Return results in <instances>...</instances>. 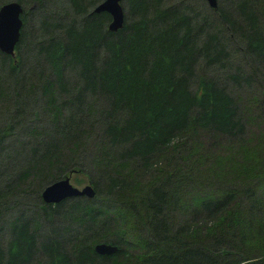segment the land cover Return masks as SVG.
Masks as SVG:
<instances>
[{
	"label": "trees",
	"instance_id": "16d2710c",
	"mask_svg": "<svg viewBox=\"0 0 264 264\" xmlns=\"http://www.w3.org/2000/svg\"><path fill=\"white\" fill-rule=\"evenodd\" d=\"M10 1L19 52L45 0ZM102 1L44 17L35 60L0 53V264H264V0H121L115 32ZM80 174L93 198L42 201Z\"/></svg>",
	"mask_w": 264,
	"mask_h": 264
},
{
	"label": "water",
	"instance_id": "95a60500",
	"mask_svg": "<svg viewBox=\"0 0 264 264\" xmlns=\"http://www.w3.org/2000/svg\"><path fill=\"white\" fill-rule=\"evenodd\" d=\"M211 8L217 6V0H206ZM22 5L16 1H10L0 6V52L13 55L14 48L19 40L22 27ZM96 13L106 12L110 15L108 29L112 32L120 29L124 22V11L121 0H103L93 10ZM95 191L90 184L82 188L73 186L70 177L57 180L46 186L41 192V199L47 204H57L60 201L76 196L93 198ZM117 246L110 243H97L94 251L100 255H110L117 251Z\"/></svg>",
	"mask_w": 264,
	"mask_h": 264
},
{
	"label": "rangeland",
	"instance_id": "374dc122",
	"mask_svg": "<svg viewBox=\"0 0 264 264\" xmlns=\"http://www.w3.org/2000/svg\"><path fill=\"white\" fill-rule=\"evenodd\" d=\"M178 1L165 0V5H174ZM44 3H45V7H44L45 9L41 8V2L39 4L35 3V5H34V3H32L28 6H24V8L26 10V12L24 13V18L26 20V27L24 29H25L26 36H28V39L27 40L25 39L24 42L20 45L18 53L20 54L21 60H28V59L29 60H35L37 58V56H36L37 45H35L36 44V38L37 37H39V38L44 37V36H40V35H43L42 34L43 31L41 30V22L45 20L44 17H46L48 19L56 20V21L65 20L66 18L68 19L67 13L66 12L64 13V11H62V6L66 5L65 0H45ZM122 6H123V4H122ZM198 8H201L200 3H199ZM55 10H57V12ZM123 10H124V8H123ZM54 11H55V13H54ZM45 13H46V15H45ZM26 36H25V38H26ZM38 107H39L38 105L33 104V109H36ZM28 120H29V124H21V126L24 125L23 128H25V130H24L25 133L21 132L24 135H23V137H20L19 141H16L17 143L18 142L24 143V142L30 141V139L34 136L30 137L27 134L32 129H35V130L41 129V128H43V126H45L44 121L42 119H38V121H36L37 120V118H36L34 123H31L30 119H28ZM11 140H13V139H11ZM11 145H13L12 141H11ZM7 149H9V147ZM9 152H10V150H9ZM8 154H10V153H6V156ZM7 162H9V158H8ZM77 177H81V178H75V180H73V179L70 180V182L73 186H75L77 188H82L84 185L88 184L87 180L83 176H81V174ZM24 200L22 201L23 206H20L19 208L12 209L11 212L7 213L4 216L3 220H5V222L6 221L7 222L12 221V219L19 214L30 215V214H28L29 212L28 213L24 212V209H25V211H28V208L26 207L27 201H24ZM5 222L3 225V232H6Z\"/></svg>",
	"mask_w": 264,
	"mask_h": 264
},
{
	"label": "flooded vegetation",
	"instance_id": "af4514ba",
	"mask_svg": "<svg viewBox=\"0 0 264 264\" xmlns=\"http://www.w3.org/2000/svg\"><path fill=\"white\" fill-rule=\"evenodd\" d=\"M19 39H20V37H19ZM18 41H19V40H18ZM18 41H17V43H18ZM17 43H16V45H17ZM16 45H15V48H14V54H13V55L4 54V53H1V52H0L1 54H4V55H6L7 57L11 58L13 64H15V63L17 62V60H18V50H17V48H16Z\"/></svg>",
	"mask_w": 264,
	"mask_h": 264
}]
</instances>
